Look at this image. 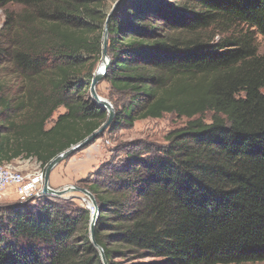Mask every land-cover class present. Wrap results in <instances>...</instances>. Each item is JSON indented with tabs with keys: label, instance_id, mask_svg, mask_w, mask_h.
I'll return each mask as SVG.
<instances>
[{
	"label": "trees",
	"instance_id": "16d2710c",
	"mask_svg": "<svg viewBox=\"0 0 264 264\" xmlns=\"http://www.w3.org/2000/svg\"><path fill=\"white\" fill-rule=\"evenodd\" d=\"M115 1L0 0V165L45 170L104 123L89 87L106 27L103 81L129 100L111 127L188 120L163 148L79 181L107 263H263L264 0H124L106 22ZM40 200L0 209V264H102L90 210Z\"/></svg>",
	"mask_w": 264,
	"mask_h": 264
},
{
	"label": "rangeland",
	"instance_id": "374dc122",
	"mask_svg": "<svg viewBox=\"0 0 264 264\" xmlns=\"http://www.w3.org/2000/svg\"><path fill=\"white\" fill-rule=\"evenodd\" d=\"M6 10L9 12H17L19 7L9 6ZM4 23V11L0 10V28ZM207 35L215 43L223 35H217L211 30L207 31ZM256 44L260 54H264V41L260 37L256 38ZM100 62L97 64L99 66ZM96 67V69H97ZM7 71L5 66L0 67V74L4 75ZM7 82V90L9 94L14 92V84L11 77H5ZM97 94L107 100L114 108L115 113L121 111L122 106L128 103V95L125 93H117L109 88L106 81H102L96 88ZM91 99V96H90ZM64 112L63 108H60L52 117L51 122L55 121L59 114ZM210 114H205L203 119L208 122ZM188 120L186 118H179L175 114H163L158 119H143L136 120L131 126L123 124L121 126H113L104 132V134L93 142L90 146L83 149L80 152L74 154L68 160L60 163L56 166L49 178V185L53 189H63L66 186L76 185L82 187L79 184L80 180H88L92 178L95 172H103L105 168L112 165H119V162L123 160L126 152L136 151L139 152L144 149H161L167 145L166 136L174 130L181 129L185 126ZM51 123L47 125L49 127ZM112 125V124H111ZM27 159L16 160L11 163L13 166L21 167L26 172H33L37 168V163L34 160L26 162ZM79 193L68 194L62 198L44 197L55 203L63 204L65 201H72L76 204H80L86 207L85 202L80 199ZM85 198V197H83ZM86 199V198H85ZM39 201H30L28 205L33 206ZM20 204L17 200L15 189L8 188L3 193L0 200V209L8 208ZM144 262H150L145 260ZM255 264H264L255 263Z\"/></svg>",
	"mask_w": 264,
	"mask_h": 264
},
{
	"label": "water",
	"instance_id": "95a60500",
	"mask_svg": "<svg viewBox=\"0 0 264 264\" xmlns=\"http://www.w3.org/2000/svg\"><path fill=\"white\" fill-rule=\"evenodd\" d=\"M124 0H116L114 4L112 5V8L110 10V13L108 14V17L106 19V22L108 21L109 17L112 15V13L118 9L122 4ZM107 29L105 27L103 39H102V54L100 59V67L98 66L93 74V78L90 83L89 87V94L91 96V99L93 102L100 106L102 109L106 112V119L104 123L94 132H92L89 136H87L84 140L77 143L74 146H71L67 150H64L60 154H58L56 157H54L49 164L45 167L44 170V176H43V184L41 188V194L44 197H54V198H62L65 197L68 194L72 193H79L81 195L80 199L83 201V197H86L88 199L89 203L86 204V209L90 210V220H89V239L92 243V245L97 250L101 263L102 264H108L106 261V258L104 256L103 250L100 246H98L95 243L94 238V229L97 224L98 215H99V209L96 203V200L94 196L86 189L78 187L76 185H70L66 186L63 189H53L49 185V178L52 170L58 166L60 163L68 160L71 158L74 154L77 152L82 151L83 149L90 146L93 142H95L98 138H100L104 132L111 127V124L113 123L115 119V111L114 108L111 106V104L101 98L97 92L96 88L100 82H102L105 79L106 73L109 68L110 60L107 55Z\"/></svg>",
	"mask_w": 264,
	"mask_h": 264
},
{
	"label": "built area",
	"instance_id": "2783aa9c",
	"mask_svg": "<svg viewBox=\"0 0 264 264\" xmlns=\"http://www.w3.org/2000/svg\"><path fill=\"white\" fill-rule=\"evenodd\" d=\"M27 159L26 162H29ZM44 168L37 165L33 172H26L21 167L12 164L0 165V200L8 188H14L20 204L38 201L44 196L41 194Z\"/></svg>",
	"mask_w": 264,
	"mask_h": 264
},
{
	"label": "bare ground",
	"instance_id": "6f19581e",
	"mask_svg": "<svg viewBox=\"0 0 264 264\" xmlns=\"http://www.w3.org/2000/svg\"><path fill=\"white\" fill-rule=\"evenodd\" d=\"M99 67H100V64H99ZM85 198H86V197H85ZM85 198H83V202H85L86 204L89 203V202H88V199H87V198L85 199Z\"/></svg>",
	"mask_w": 264,
	"mask_h": 264
}]
</instances>
